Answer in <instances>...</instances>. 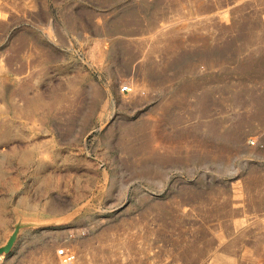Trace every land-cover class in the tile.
<instances>
[{
    "label": "rangeland",
    "instance_id": "1",
    "mask_svg": "<svg viewBox=\"0 0 264 264\" xmlns=\"http://www.w3.org/2000/svg\"><path fill=\"white\" fill-rule=\"evenodd\" d=\"M60 248L264 264V0H0V264Z\"/></svg>",
    "mask_w": 264,
    "mask_h": 264
},
{
    "label": "built area",
    "instance_id": "2",
    "mask_svg": "<svg viewBox=\"0 0 264 264\" xmlns=\"http://www.w3.org/2000/svg\"><path fill=\"white\" fill-rule=\"evenodd\" d=\"M121 90L128 92L130 89L128 88V86H123ZM57 255L62 258L64 264H69L70 262L72 263L74 259V254L70 253L68 250H66V248L58 249Z\"/></svg>",
    "mask_w": 264,
    "mask_h": 264
},
{
    "label": "bare ground",
    "instance_id": "3",
    "mask_svg": "<svg viewBox=\"0 0 264 264\" xmlns=\"http://www.w3.org/2000/svg\"><path fill=\"white\" fill-rule=\"evenodd\" d=\"M69 264H71V262Z\"/></svg>",
    "mask_w": 264,
    "mask_h": 264
}]
</instances>
